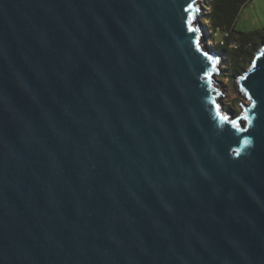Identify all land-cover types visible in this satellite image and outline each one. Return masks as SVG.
<instances>
[{"label":"water","instance_id":"1","mask_svg":"<svg viewBox=\"0 0 264 264\" xmlns=\"http://www.w3.org/2000/svg\"><path fill=\"white\" fill-rule=\"evenodd\" d=\"M201 1L0 0V264H264V40L234 115Z\"/></svg>","mask_w":264,"mask_h":264},{"label":"rangeland","instance_id":"2","mask_svg":"<svg viewBox=\"0 0 264 264\" xmlns=\"http://www.w3.org/2000/svg\"><path fill=\"white\" fill-rule=\"evenodd\" d=\"M201 5L203 6V11L199 20L203 23L204 38L207 40L208 44L210 41H213L214 47H212L220 53V62L218 65L219 73L215 74V79L222 92L221 103L225 110L237 115L240 112L239 100H242L244 103H248V101L241 96L240 93H236L234 89V81L236 77L248 69L250 63L255 57H250L248 59L245 57L240 58L239 65L243 68H240L239 72H236L234 70V59H225V53L221 51L222 47L217 43L222 37V34L218 32V34L215 35V31L212 30L209 20L207 19V14L210 11V0H202ZM236 28L238 31L242 32L263 29L264 0H252L243 8L238 16Z\"/></svg>","mask_w":264,"mask_h":264},{"label":"trees","instance_id":"3","mask_svg":"<svg viewBox=\"0 0 264 264\" xmlns=\"http://www.w3.org/2000/svg\"><path fill=\"white\" fill-rule=\"evenodd\" d=\"M252 0H210V11L207 14L210 27L214 31L232 30L241 41V46L232 50L226 46L221 48L225 53V59H234V70L239 72V59L255 57L262 40H264V28L249 32L238 31L236 23L242 9Z\"/></svg>","mask_w":264,"mask_h":264},{"label":"built area","instance_id":"4","mask_svg":"<svg viewBox=\"0 0 264 264\" xmlns=\"http://www.w3.org/2000/svg\"><path fill=\"white\" fill-rule=\"evenodd\" d=\"M214 31V30H213ZM220 32L222 37L220 38L219 43L220 47L226 46L229 49L236 50L241 46V41L235 36V33L232 30H224V31H215V35ZM212 46L214 47L213 41Z\"/></svg>","mask_w":264,"mask_h":264},{"label":"snow or ice","instance_id":"5","mask_svg":"<svg viewBox=\"0 0 264 264\" xmlns=\"http://www.w3.org/2000/svg\"><path fill=\"white\" fill-rule=\"evenodd\" d=\"M225 119H227L225 117ZM233 125L237 126L238 127V124H237V121H232ZM241 131H243V129H239ZM249 141L247 140V138L244 139L243 143L247 144ZM237 152L239 151V149L236 150Z\"/></svg>","mask_w":264,"mask_h":264},{"label":"bare ground","instance_id":"6","mask_svg":"<svg viewBox=\"0 0 264 264\" xmlns=\"http://www.w3.org/2000/svg\"><path fill=\"white\" fill-rule=\"evenodd\" d=\"M209 45H211V46H212V42H211V41L209 42Z\"/></svg>","mask_w":264,"mask_h":264}]
</instances>
